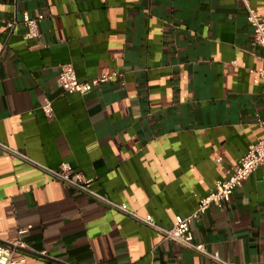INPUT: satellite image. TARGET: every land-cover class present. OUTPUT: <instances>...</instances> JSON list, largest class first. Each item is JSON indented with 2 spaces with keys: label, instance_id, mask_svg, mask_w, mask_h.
Returning <instances> with one entry per match:
<instances>
[{
  "label": "crops",
  "instance_id": "obj_1",
  "mask_svg": "<svg viewBox=\"0 0 264 264\" xmlns=\"http://www.w3.org/2000/svg\"><path fill=\"white\" fill-rule=\"evenodd\" d=\"M249 1L264 17V0ZM25 12L44 14L41 36H25ZM253 37L242 0H0V142L70 162L97 192L170 227L264 139ZM67 63L82 81L123 76L69 93ZM21 228L34 252L17 264H219L0 147V240ZM191 228L227 261L264 264V165Z\"/></svg>",
  "mask_w": 264,
  "mask_h": 264
},
{
  "label": "built area",
  "instance_id": "obj_2",
  "mask_svg": "<svg viewBox=\"0 0 264 264\" xmlns=\"http://www.w3.org/2000/svg\"><path fill=\"white\" fill-rule=\"evenodd\" d=\"M247 8V19L253 27V44L264 45V17L251 5L249 0H242ZM44 17L43 13L31 15L25 12L22 21L26 27L25 36L28 38H37L41 36L40 21ZM16 20L8 22L9 27H14ZM236 63V61H235ZM264 76V71L261 72ZM119 71L103 73L97 77L88 80H79L75 67L71 63L63 64L60 68L58 82L65 92H78L86 94L101 85L122 77ZM43 110L48 118L52 119L55 115L52 101L46 100ZM264 126V119L261 120ZM0 147L10 152L14 156L28 162L43 173L63 182L65 185L106 204L112 209L118 210L137 222L151 228L159 233L164 240L178 243L200 255H203L219 264H234L223 259L218 252H210L205 243L197 240L191 223L198 214L205 212L211 206L222 207L231 200L234 191L240 187L243 181L248 178L259 166L264 165V139L250 144L246 153L228 169V177L219 179L215 183L214 189L207 195L199 198L197 208L187 216L177 215L176 223L170 227L159 224L151 214L141 215L131 209L126 203H119L112 200L107 195L101 194L93 189L94 177H88L82 172L76 171L70 162H64L58 167H51L45 163L37 161L25 153L13 149L0 142ZM27 231L25 228L19 229V236L12 241L0 240V264H17L25 262L27 255L32 254L34 250L23 239L22 234ZM44 254V253H43Z\"/></svg>",
  "mask_w": 264,
  "mask_h": 264
}]
</instances>
